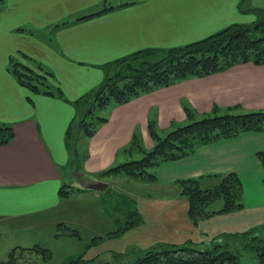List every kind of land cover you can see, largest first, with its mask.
Wrapping results in <instances>:
<instances>
[{"label":"crops","instance_id":"1","mask_svg":"<svg viewBox=\"0 0 264 264\" xmlns=\"http://www.w3.org/2000/svg\"><path fill=\"white\" fill-rule=\"evenodd\" d=\"M103 7L104 12L77 20ZM260 10H264V0H5L0 9V122L12 124L15 136L0 146L2 256H9L13 247L8 232L18 229H14L15 222L58 209L71 198L73 192L63 198L60 189L66 185L63 171L74 159L72 155L81 158L75 167L74 187L125 162L131 155L123 149L135 134L145 149H152L155 142L149 123H155L160 132L169 131L187 121L186 107L200 113H209L216 104L264 110V65L243 63L183 79L124 104L109 105L105 110L108 120L91 137L83 138L72 152L67 142L69 126L80 105L77 101L100 86L112 71L109 64L140 50L196 42L231 24H252L260 20ZM12 58L41 64L43 71L52 74L54 92H33L19 83L10 69ZM88 105L86 102L80 107ZM258 151H264V131L220 139L199 147L191 156L162 163L157 169L158 183L200 176L212 179L236 172L243 185L245 207L235 212L261 213L264 169ZM77 193L87 201L98 202L103 194ZM214 203L208 207L211 212L222 207L211 209ZM235 212L215 215L228 217L226 214ZM100 215L108 214L101 211ZM7 224L12 227L7 228ZM263 224L264 216L252 226ZM24 225L21 223L18 230L28 228ZM243 228L247 226L235 225L227 231L249 230ZM211 232L192 233L188 239L201 241Z\"/></svg>","mask_w":264,"mask_h":264},{"label":"trees","instance_id":"2","mask_svg":"<svg viewBox=\"0 0 264 264\" xmlns=\"http://www.w3.org/2000/svg\"><path fill=\"white\" fill-rule=\"evenodd\" d=\"M4 1L0 0V9ZM105 10L106 8L103 7L78 17L77 20L95 16ZM260 13V20L264 21V10H260ZM255 25L231 24L196 42L168 49L140 50L109 64L113 72L105 76L94 92L77 101V104H80L78 113L67 132L70 149L75 128L82 130L85 137H91L98 126L108 120V117L102 115L97 117L91 115V119L88 120L85 117L88 115V108H91L90 114H93L95 109L124 104L141 94L170 86L183 79L222 72L238 64L264 65V24L258 29L255 28ZM30 61L25 63L14 58L11 59L10 69L15 78L30 91L52 94L54 89L49 81L52 74L43 71L41 64ZM56 90L60 93L59 88ZM86 102L89 103L88 106H85L84 109L80 107ZM185 110L187 122L174 125L165 135H161L155 123L150 122L149 131L155 142L153 148L145 149L135 134L131 143L123 151L132 157L135 155H140V157L107 168L99 172L97 177L99 179L112 176L117 178L126 175L136 178L142 183H157L156 169L164 162L188 157L194 154L199 147L220 139L235 138L247 131H264L263 109L244 110L233 106L220 111L216 107L212 114L202 118H197L195 110L190 107H186ZM14 136L13 125L0 122V146L10 143ZM72 151H75V146ZM257 157L264 169V151H258ZM80 160L78 154L71 160L70 165H72L74 175L78 174L75 167ZM220 176L223 179L219 186L205 190L200 187L202 179L200 177L177 181L184 188L183 194L186 195L189 202V215L195 223L215 214L244 209L243 185L238 174L229 172L217 177ZM74 191H81V189L63 185L60 195L66 198ZM218 199L223 201L222 207L219 210L209 211V205ZM126 203L133 202L129 200ZM120 205L118 203V209H114L115 214L122 210ZM123 208L126 209V212L122 222L119 217L112 214L117 228L104 238H94L92 242L119 237L129 227L137 224L140 219L138 211L132 205ZM108 214L110 213L108 212ZM65 227L69 229V227ZM69 230L68 233L73 231L76 233L75 230ZM61 233L63 232H57L56 235ZM243 250H253L258 257L257 264H264V224L242 232H220L212 238L201 241L188 239L183 243L161 242L150 248L142 249L134 258H125L126 260L118 264H249L240 260ZM21 251L41 252L37 253V257L40 255L44 260L51 258L49 248L39 245L29 248L16 246L10 251L8 259L0 261V264H35L33 261L24 262V258L20 254ZM85 255L86 251H82L66 264H116L111 260H98L96 257L87 258ZM120 257L122 256L116 255V259H120Z\"/></svg>","mask_w":264,"mask_h":264},{"label":"rangeland","instance_id":"3","mask_svg":"<svg viewBox=\"0 0 264 264\" xmlns=\"http://www.w3.org/2000/svg\"><path fill=\"white\" fill-rule=\"evenodd\" d=\"M258 22L259 19L252 24H257ZM112 72L113 71H111V73ZM233 106L248 110L241 105L220 106L217 104L213 106L209 113H200L196 108L191 106L190 108L195 110L197 118H202L212 114L216 107L222 111ZM106 108L107 107L95 109L93 114H90L91 108H88V115H85V117L90 120L91 115L95 117L99 115L105 116ZM169 131L166 130L165 132H161V135H165ZM83 138H85L83 131L79 128H75L71 138V152L78 142L81 143ZM72 157L74 158L73 155ZM137 157H140V155H135L134 157L129 156L126 161ZM72 163H74V161H72ZM71 169L72 165L63 171L65 174L64 184H66V186H71L76 178ZM67 174L71 175V179ZM72 176L74 177L73 179ZM200 178H202L200 181L202 190L219 186L223 179L222 176L212 179H206L207 176H200ZM108 180L107 182L110 183V186L106 191L101 192L104 195L102 194L99 202L97 200L87 201L85 198L81 197L83 195L74 191L71 198L58 209L56 208L40 216H38L39 214H35L34 217L30 216L28 220L19 221V223L15 222L13 224L14 229L21 228L19 227L21 223H26V226L24 225L22 227L28 228L22 231L17 229L8 232V238L14 241L11 250L15 246H19V243L21 247L26 248L35 247L36 245L49 248L51 250V258L49 260H44L40 255L37 257V253L40 254L41 252H20L24 258V262L33 261L35 264H66L82 251H86L85 256L87 258L96 257L98 260H111L118 264L126 260L125 258H134L142 249L150 248L161 242L183 243L186 239L192 237V233H194V235H200L201 231H212L209 236V238H212L220 232H227V227L235 225L239 227L247 226V228L243 229H252V225L259 224L260 218L264 216V212L255 213L251 210H244L238 213H236L237 211L233 214L231 213L232 215L226 214L228 217L225 215H213V217L203 218L195 223L189 215V202L187 201L188 198L186 195L183 194L184 188L178 184L177 181L171 184H161L158 182L142 183L138 179L126 175L118 176L117 178L112 176L109 177ZM71 187L73 188V186ZM74 187L78 188V186ZM68 189L71 190L69 187ZM80 192L95 191L81 189ZM129 200L133 203H126ZM118 203L121 204L120 207L122 210L115 214L114 209H118ZM88 205L90 206L88 210L82 209L84 206L88 207ZM129 205H132L140 214V219L137 221V224L129 227L119 237L106 238L98 240L97 242H92L94 238H104L109 232L115 230L117 228V223L113 215L119 217L122 222V220L125 219L124 213L126 212V209L123 207H128ZM222 205L223 201L218 199L210 208L218 209ZM101 211L107 214L109 212L110 214L105 215L107 217L101 218ZM88 214L91 218L88 217ZM236 214H241V216ZM62 220L65 221L64 224H61ZM63 225L69 228L72 227V230H75L78 235L74 231L68 233L70 230L67 228L65 230ZM6 227L11 228L12 225L7 224ZM55 232L63 233L57 236ZM88 244H90L89 247H87ZM4 248L5 245L0 244V251ZM116 255L122 257L116 259ZM7 258L8 254L2 256L0 252V261L1 259L5 260ZM240 260L243 263H258V257L253 250H243Z\"/></svg>","mask_w":264,"mask_h":264},{"label":"water","instance_id":"4","mask_svg":"<svg viewBox=\"0 0 264 264\" xmlns=\"http://www.w3.org/2000/svg\"><path fill=\"white\" fill-rule=\"evenodd\" d=\"M263 24H264V21L260 20L255 25V28L258 29ZM74 177H75V175H74ZM75 179H77V178H75ZM77 186L80 189L92 190V191H96V192H104L109 188L110 183L107 181H104L102 179H99V178H94V179L87 178V179H85V180L83 179L81 182H79V184Z\"/></svg>","mask_w":264,"mask_h":264}]
</instances>
